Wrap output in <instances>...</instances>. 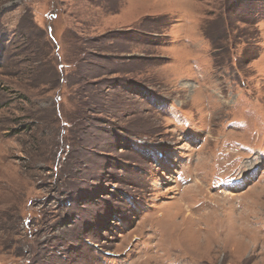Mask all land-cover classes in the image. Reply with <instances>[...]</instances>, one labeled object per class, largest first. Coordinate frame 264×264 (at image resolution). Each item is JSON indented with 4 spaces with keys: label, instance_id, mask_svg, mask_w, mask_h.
<instances>
[{
    "label": "rangeland",
    "instance_id": "obj_1",
    "mask_svg": "<svg viewBox=\"0 0 264 264\" xmlns=\"http://www.w3.org/2000/svg\"><path fill=\"white\" fill-rule=\"evenodd\" d=\"M0 264H264V0H0Z\"/></svg>",
    "mask_w": 264,
    "mask_h": 264
},
{
    "label": "bare ground",
    "instance_id": "obj_2",
    "mask_svg": "<svg viewBox=\"0 0 264 264\" xmlns=\"http://www.w3.org/2000/svg\"><path fill=\"white\" fill-rule=\"evenodd\" d=\"M246 176V175H245Z\"/></svg>",
    "mask_w": 264,
    "mask_h": 264
}]
</instances>
